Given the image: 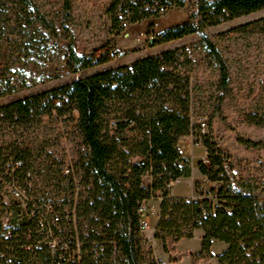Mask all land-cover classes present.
<instances>
[{
	"label": "trees",
	"instance_id": "1",
	"mask_svg": "<svg viewBox=\"0 0 264 264\" xmlns=\"http://www.w3.org/2000/svg\"><path fill=\"white\" fill-rule=\"evenodd\" d=\"M185 4V0H113L109 12L113 18L122 13L130 22H140L158 16L168 7ZM69 6L70 0H63L66 11ZM262 9L264 0H194L189 19L163 31L159 42L199 34L219 67L220 83L226 87L227 68L205 31ZM38 24L54 29L33 0H0V62L13 60L29 49L39 31ZM235 30L264 34V17ZM107 60L80 56L71 44L67 46L66 63L74 73ZM191 67L187 51L176 48L0 106V137L15 138V143L25 139L26 145L19 152L27 161L43 155L55 160L49 152L55 138L35 126L43 114L60 117L77 113L74 128L86 148L85 152H78V167L84 169V185L88 187L80 200L78 215L82 225L102 229L105 251L99 258L104 264H140V231L134 208L145 195V178L152 195L161 196L153 238L162 241L165 252L169 251L167 238L172 237V242L177 243L192 238L193 231L201 228L204 234L199 252L190 254L192 264L212 257L214 239L227 245L216 256L218 264H264V198L252 192L249 175H230L232 164L228 156L213 144H206L208 164L200 162L199 172L218 184L216 203L172 197L164 190L167 182L191 176L188 160L178 148L180 138L193 135L194 129L200 128L194 123ZM13 91V86H0V96ZM247 118L253 125L264 127V113H250ZM7 124L15 127L4 133ZM252 145L264 148L260 142ZM59 165L60 160L56 162L57 169ZM198 220L201 224H197ZM111 239L116 241L115 255L106 243Z\"/></svg>",
	"mask_w": 264,
	"mask_h": 264
},
{
	"label": "rangeland",
	"instance_id": "2",
	"mask_svg": "<svg viewBox=\"0 0 264 264\" xmlns=\"http://www.w3.org/2000/svg\"><path fill=\"white\" fill-rule=\"evenodd\" d=\"M33 1L48 23L54 24V29L38 24L39 31L34 34L29 49L15 55L13 60L0 62V86L15 87V91L0 96V106L96 72L129 66L147 56L184 49L192 60L194 123L202 118L206 124L178 141V148L194 175L192 185L209 187L198 178L199 163L203 162L207 143L228 156L242 176L252 172L249 161L253 155L264 159V148L252 145L264 144V127L253 125L247 118L250 113H264V34L235 30L241 24L264 17V9L206 29V36L221 53L228 71V83L223 87L219 67L199 34L159 42L163 31L189 19L194 0H185L184 6L168 7L158 16L140 22H130L122 13L113 18L109 12L113 0H70L68 11L63 8V0ZM69 44L80 56L108 60L74 73L66 63ZM76 116V112L60 117L55 113L43 114L35 125L56 137L50 149L62 159L72 154L79 157L78 152L86 150L74 128ZM189 193L186 178L171 189V194L178 196ZM157 221L158 217L152 212L150 227L139 232L137 256L140 264L154 261L148 238L153 235ZM193 232L197 235L177 243L172 242V237L166 239L176 244L175 252L172 248L174 261L170 264H192L190 254L199 251L198 234H204L201 228Z\"/></svg>",
	"mask_w": 264,
	"mask_h": 264
},
{
	"label": "built area",
	"instance_id": "3",
	"mask_svg": "<svg viewBox=\"0 0 264 264\" xmlns=\"http://www.w3.org/2000/svg\"><path fill=\"white\" fill-rule=\"evenodd\" d=\"M196 124L200 128L206 126L202 118H197ZM14 127L15 124H7L3 132L9 133ZM25 145L23 138L22 143H15V138L0 137L3 148L0 155V264H104L99 258L105 251L102 229L82 225L78 215L80 200L88 188L84 185V169L78 167V157L72 154L62 159L49 149L55 160L43 155L27 161L19 152ZM204 154L203 162L208 164L206 147ZM59 160L61 165L57 169ZM249 168L252 192L264 198V159L253 155ZM229 173L236 178L240 176L234 165L229 167ZM179 179L167 182L164 190L170 192ZM200 180L209 187L192 185L190 197L217 202L218 184L204 175ZM148 185L149 180L145 178V195L134 208L141 232L150 227L151 214L156 211L154 202L161 200L159 194L152 195ZM106 243L112 246V255H115L116 241L111 239Z\"/></svg>",
	"mask_w": 264,
	"mask_h": 264
},
{
	"label": "crops",
	"instance_id": "4",
	"mask_svg": "<svg viewBox=\"0 0 264 264\" xmlns=\"http://www.w3.org/2000/svg\"><path fill=\"white\" fill-rule=\"evenodd\" d=\"M182 138H187V137H182ZM180 140H181V138H180ZM182 178L188 179L189 186H190V193L188 195H186V196H178V195L171 194V190H170V196H172V197H190L192 195V193H193L192 182L194 180V175L192 174L189 177H181L179 180H181ZM198 178L199 179L203 178V175L200 172H199ZM154 207L156 208V211L154 213L158 217V214H159V202L155 201L154 202ZM195 235H197V234L194 233V236ZM202 236H203L202 233L198 234V238L200 239V243H201V237ZM148 241H150V246H151V249H152L151 256L154 259V261L161 262L162 264H170V263H172L174 261L172 259L174 258V255H175L174 252H175L176 244H171L169 241L166 240L165 244H166V247H167V249L169 251L165 252L164 249H163V243H162L161 240L153 238V235H152V236H150L148 238ZM226 247H227V245L223 241H220V240H217V239L212 240V244H211V247H210V251L212 253V257H210L208 259H200L198 261V264H218V260H217L216 256L219 255L223 250H225ZM172 248H174V250H173L174 252L172 251Z\"/></svg>",
	"mask_w": 264,
	"mask_h": 264
}]
</instances>
